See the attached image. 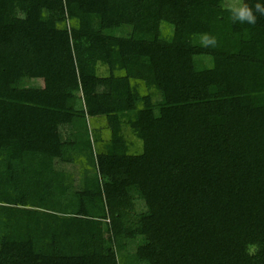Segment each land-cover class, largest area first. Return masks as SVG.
<instances>
[{
    "label": "trees",
    "instance_id": "1",
    "mask_svg": "<svg viewBox=\"0 0 264 264\" xmlns=\"http://www.w3.org/2000/svg\"><path fill=\"white\" fill-rule=\"evenodd\" d=\"M242 1L0 0V264H264V16L234 22Z\"/></svg>",
    "mask_w": 264,
    "mask_h": 264
},
{
    "label": "clouds",
    "instance_id": "2",
    "mask_svg": "<svg viewBox=\"0 0 264 264\" xmlns=\"http://www.w3.org/2000/svg\"><path fill=\"white\" fill-rule=\"evenodd\" d=\"M255 13H259L264 16V0H258L255 4V12L248 5L243 4L240 7L231 10V18L234 22H241L253 25L257 21V16ZM204 43L209 46H215L216 40L214 37L205 36Z\"/></svg>",
    "mask_w": 264,
    "mask_h": 264
},
{
    "label": "rangeland",
    "instance_id": "3",
    "mask_svg": "<svg viewBox=\"0 0 264 264\" xmlns=\"http://www.w3.org/2000/svg\"><path fill=\"white\" fill-rule=\"evenodd\" d=\"M240 0H230L231 2V5L236 7L237 4L239 3ZM247 0H243L242 1V5L243 4H246ZM95 69V72L98 73V74H105L106 72V68L105 67H102V66H99V65H96L94 67ZM90 120L89 122H92L91 119H88ZM96 127L92 126L91 128H89V130L91 131L92 129H95ZM86 141V139H85ZM88 144V147H84V150L83 148H81L82 153L78 151V154H76V157H77V161L78 162H81V163H78L76 162L75 165H77V169L75 171L76 175H77V178H79V174L80 172L82 171H87L89 172V175L92 177V181H93V178L96 177L95 173H96V170H93V163L92 162H89V153L91 152V150L93 149L92 147H90V144L87 142ZM136 146L138 147L139 146V142L136 141ZM82 161L86 162V163H82ZM91 169V170H90ZM81 180V179H80ZM82 181H84V179L82 178Z\"/></svg>",
    "mask_w": 264,
    "mask_h": 264
}]
</instances>
